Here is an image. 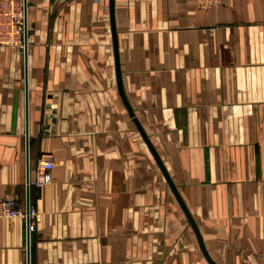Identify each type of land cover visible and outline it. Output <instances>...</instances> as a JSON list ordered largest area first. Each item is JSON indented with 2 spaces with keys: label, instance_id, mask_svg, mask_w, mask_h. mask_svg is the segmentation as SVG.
<instances>
[{
  "label": "crops",
  "instance_id": "crops-1",
  "mask_svg": "<svg viewBox=\"0 0 264 264\" xmlns=\"http://www.w3.org/2000/svg\"><path fill=\"white\" fill-rule=\"evenodd\" d=\"M28 0L31 264H264V0ZM25 53L0 47V199L27 203ZM0 220V264H27Z\"/></svg>",
  "mask_w": 264,
  "mask_h": 264
},
{
  "label": "built area",
  "instance_id": "built-area-1",
  "mask_svg": "<svg viewBox=\"0 0 264 264\" xmlns=\"http://www.w3.org/2000/svg\"><path fill=\"white\" fill-rule=\"evenodd\" d=\"M201 10L217 9L222 5V0H196ZM26 10L24 0H0V47L19 48L25 50ZM54 158L52 155H44L38 162L35 178L29 180L26 187L41 189L51 184L53 180ZM30 194V193H29ZM9 222L15 219L25 221L31 234L34 226L39 222L40 215L36 208L27 203L23 205L19 199H0V220ZM264 258V251L262 253Z\"/></svg>",
  "mask_w": 264,
  "mask_h": 264
},
{
  "label": "water",
  "instance_id": "water-1",
  "mask_svg": "<svg viewBox=\"0 0 264 264\" xmlns=\"http://www.w3.org/2000/svg\"><path fill=\"white\" fill-rule=\"evenodd\" d=\"M24 5H25V10L27 13V6H28V0H24ZM114 0H110V14H111V24H112V31H113V36H114V48H115V57H116V70H117V80H118V89H119V93L120 96L124 102L125 107L127 108L130 116L133 118L134 114L132 112V109L130 108L128 101L124 95V91H123V87H122V82H121V73H120V66H119V58H118V43H117V36H116V30H115V11H114ZM25 90H26V155H27V183L30 180V155H29V150H30V136H29V87H28V23H27V15H26V31H25ZM137 128L139 130V133L141 134V136L143 137L145 143L147 144L148 148L150 149L153 157L155 158L157 164L159 165L161 171L163 172L165 179L167 180L172 192L174 193L175 197L177 198L178 202L180 203L190 225L192 226L197 239L199 241L200 247L207 259V261L210 264H214L210 257L208 256L202 238L199 234V231L197 229V226L195 225L193 219L191 218V216L189 215L187 209L185 208L181 198L179 197V194L177 192V188L176 186L173 184L172 180L170 179L166 169L164 168L159 156L157 155L155 149L153 148V146L151 145V142L149 141L147 135L145 134V132L143 131V129L141 128L139 122L135 119L134 120ZM30 189L27 188V207L30 205ZM27 264H31V234L28 231V238H27Z\"/></svg>",
  "mask_w": 264,
  "mask_h": 264
}]
</instances>
